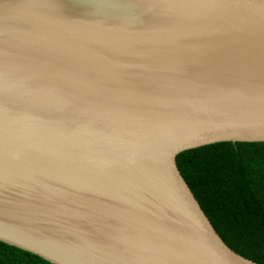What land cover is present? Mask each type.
Wrapping results in <instances>:
<instances>
[{
    "label": "water",
    "instance_id": "95a60500",
    "mask_svg": "<svg viewBox=\"0 0 264 264\" xmlns=\"http://www.w3.org/2000/svg\"><path fill=\"white\" fill-rule=\"evenodd\" d=\"M264 142V0H0V241L54 264H260L177 165Z\"/></svg>",
    "mask_w": 264,
    "mask_h": 264
},
{
    "label": "trees",
    "instance_id": "16d2710c",
    "mask_svg": "<svg viewBox=\"0 0 264 264\" xmlns=\"http://www.w3.org/2000/svg\"><path fill=\"white\" fill-rule=\"evenodd\" d=\"M177 165L224 241L264 264V142H218L185 150ZM0 264H54L0 241Z\"/></svg>",
    "mask_w": 264,
    "mask_h": 264
}]
</instances>
